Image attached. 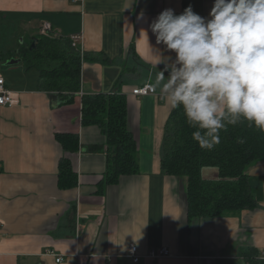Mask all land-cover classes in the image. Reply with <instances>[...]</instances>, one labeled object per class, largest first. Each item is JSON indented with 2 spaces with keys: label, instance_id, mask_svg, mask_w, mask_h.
Here are the masks:
<instances>
[{
  "label": "crops",
  "instance_id": "0c3cea01",
  "mask_svg": "<svg viewBox=\"0 0 264 264\" xmlns=\"http://www.w3.org/2000/svg\"><path fill=\"white\" fill-rule=\"evenodd\" d=\"M212 2L0 0V76L15 99L13 106L0 105V264H135L131 245L138 264H216L245 249L264 253V187L256 210L189 220L185 180L162 173L173 109L158 89L133 95L154 83L163 70L160 59L175 56L156 43L151 21L165 9L180 14L190 4L207 17ZM141 13L144 19H138ZM40 35L80 38L72 42L82 58L73 98L43 89L41 72L19 58L20 48ZM11 60L20 62L8 66ZM110 93L126 95L128 128L138 143L139 173L116 184L105 180L107 137L82 124L84 96ZM66 134L78 136L77 152L58 142ZM65 157L77 174L74 188L60 187ZM248 173L264 179V162ZM161 248L170 255L149 257Z\"/></svg>",
  "mask_w": 264,
  "mask_h": 264
},
{
  "label": "trees",
  "instance_id": "16d2710c",
  "mask_svg": "<svg viewBox=\"0 0 264 264\" xmlns=\"http://www.w3.org/2000/svg\"><path fill=\"white\" fill-rule=\"evenodd\" d=\"M18 51L28 68L41 72L42 88L62 94L64 100L80 91L81 54L69 39L38 36ZM83 126H97L107 137L108 168L106 183L116 184L123 176L139 173L138 143L128 128V101L119 93L86 95L82 106ZM196 129L186 121L182 108L173 110L165 127L162 173L186 182L189 220L216 219L256 210L263 200L264 179L252 176L248 169L264 162V132L247 123L229 126L221 132V142L213 150L201 149L192 139ZM243 138L244 143H239ZM64 150L79 149L77 135H58ZM215 176L204 177L205 170ZM213 175V174H212ZM78 178L72 162L65 157L60 163V187L74 188ZM216 264H264L257 249H245L235 259H220Z\"/></svg>",
  "mask_w": 264,
  "mask_h": 264
},
{
  "label": "clouds",
  "instance_id": "9594fccd",
  "mask_svg": "<svg viewBox=\"0 0 264 264\" xmlns=\"http://www.w3.org/2000/svg\"><path fill=\"white\" fill-rule=\"evenodd\" d=\"M149 28L175 54L157 62L163 70L151 87L171 109H183L201 149L218 146L229 126L264 132V0H213L207 17L191 4L180 14L168 8Z\"/></svg>",
  "mask_w": 264,
  "mask_h": 264
},
{
  "label": "built area",
  "instance_id": "2783aa9c",
  "mask_svg": "<svg viewBox=\"0 0 264 264\" xmlns=\"http://www.w3.org/2000/svg\"><path fill=\"white\" fill-rule=\"evenodd\" d=\"M75 2H79L81 0H74ZM45 30H50V27L47 26ZM79 37H72L73 45L77 43ZM156 92V91H155ZM151 85H146L141 88H137L133 91V95L135 96H147L155 94ZM15 104V99L11 91L8 90L6 86V81L3 77L0 76V105L1 106H13ZM170 255V251L167 248H161L159 250L153 251L150 253L149 257L152 259H158L161 257H167ZM129 257L135 264H138L141 260V257L138 255L137 247L135 245H131L129 249ZM262 259H264V253L262 254ZM58 263L63 262L62 258L57 259Z\"/></svg>",
  "mask_w": 264,
  "mask_h": 264
},
{
  "label": "water",
  "instance_id": "95a60500",
  "mask_svg": "<svg viewBox=\"0 0 264 264\" xmlns=\"http://www.w3.org/2000/svg\"><path fill=\"white\" fill-rule=\"evenodd\" d=\"M36 42L37 39H34L33 44L31 45L30 50L33 51L36 48ZM20 62V60H11L7 63L8 66H13L15 64H18Z\"/></svg>",
  "mask_w": 264,
  "mask_h": 264
},
{
  "label": "rangeland",
  "instance_id": "374dc122",
  "mask_svg": "<svg viewBox=\"0 0 264 264\" xmlns=\"http://www.w3.org/2000/svg\"><path fill=\"white\" fill-rule=\"evenodd\" d=\"M212 173H215V171L214 170H210V169L205 170L204 171V177L205 178H210V177H212Z\"/></svg>",
  "mask_w": 264,
  "mask_h": 264
}]
</instances>
